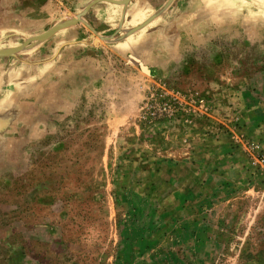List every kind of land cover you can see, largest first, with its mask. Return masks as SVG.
Instances as JSON below:
<instances>
[{
    "label": "rangeland",
    "instance_id": "rangeland-1",
    "mask_svg": "<svg viewBox=\"0 0 264 264\" xmlns=\"http://www.w3.org/2000/svg\"><path fill=\"white\" fill-rule=\"evenodd\" d=\"M262 153L264 0H0V264H264Z\"/></svg>",
    "mask_w": 264,
    "mask_h": 264
},
{
    "label": "built area",
    "instance_id": "built-area-1",
    "mask_svg": "<svg viewBox=\"0 0 264 264\" xmlns=\"http://www.w3.org/2000/svg\"><path fill=\"white\" fill-rule=\"evenodd\" d=\"M166 103V102H165ZM261 156L258 158V162L264 164V153L260 154Z\"/></svg>",
    "mask_w": 264,
    "mask_h": 264
}]
</instances>
